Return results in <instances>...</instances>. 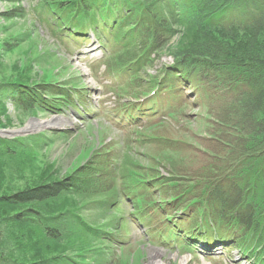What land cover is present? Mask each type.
I'll use <instances>...</instances> for the list:
<instances>
[{"label":"trees","instance_id":"1","mask_svg":"<svg viewBox=\"0 0 264 264\" xmlns=\"http://www.w3.org/2000/svg\"><path fill=\"white\" fill-rule=\"evenodd\" d=\"M41 1V11L49 17L52 29L68 39L71 32L84 38L93 33L105 51L102 64L110 72L132 79L129 86L118 87V97L139 99L142 90H147L156 91V96L171 94L174 99L189 90L190 96L185 95L178 104L170 100L166 116L184 119L182 111L175 114L179 107H204L212 118V128L206 132L212 138L205 160L198 161L195 149L183 152V144L166 135H150L148 141L140 134L143 144L139 147L149 146L148 142L152 145V141L156 144L157 156L148 162L167 176L157 168L145 172L129 158L117 170L112 163L107 166L111 152L103 160L96 154L67 179L36 185L9 198L8 206L27 212L26 218L16 213L13 222L38 237L44 250L68 245L69 255H74L77 242L86 236L104 245L105 229L84 222L77 209L57 211L61 201L66 196L104 199L113 192L123 193L136 201L137 212L145 220L137 219L145 226L150 227L158 217L169 221L175 216L191 227L192 233L185 234L191 241L195 237L206 244L230 245L250 264H264V0ZM21 10L10 9L9 18L21 17ZM180 28L190 32L192 39L183 49H171ZM166 52L174 65L142 78ZM61 85L17 87L11 100L24 115L47 114L49 102L64 101L57 95ZM163 125L149 126L158 130ZM27 144L29 140L0 138V153L7 154L8 148L14 156ZM167 152L189 155L179 164L175 159L166 160ZM83 175L86 179L93 175L92 184L78 193L86 180ZM102 204L99 201L100 207ZM204 219L205 229L199 223ZM7 225L0 217V264H21L28 244ZM192 242L185 247L189 252ZM87 245L82 248L86 250ZM73 255L62 254L52 263L83 264L85 256L74 255L77 262Z\"/></svg>","mask_w":264,"mask_h":264},{"label":"rangeland","instance_id":"2","mask_svg":"<svg viewBox=\"0 0 264 264\" xmlns=\"http://www.w3.org/2000/svg\"><path fill=\"white\" fill-rule=\"evenodd\" d=\"M41 2V0H0V87H3V94H0V138L30 141L23 151L15 154L16 156H10L8 152L11 150L8 148L5 149L7 154L0 153V217L12 227L10 229L19 232V237L25 239L28 244L24 249L21 264L48 262L53 264L52 260L56 257L62 254L72 257L73 254L69 255L68 245L51 251L44 250L38 243V237L31 235V232L22 224L13 222L17 219L16 215L20 214L25 218L27 215L25 210L16 212L14 206H8L7 201L13 195L36 185L67 179L69 175L78 170L80 165H85L96 154H103L99 158L103 160L110 156L111 154H107L111 152L110 162L117 170L124 168L125 162L122 160L129 158L142 166L141 170L145 172L157 168L159 173H166L160 167L154 168L153 164L148 162L149 158L157 156L156 144L152 141V145L148 142L149 146L139 147L140 134L148 141L152 139L151 136L166 135L169 139L177 141V144L182 143L183 152H192L195 149L196 154L200 156L197 160L200 161L205 160L212 138L206 133L212 128L209 124L212 118L207 115L204 107L199 110H195L194 106L177 107L175 114L182 111L181 113L185 115L184 119L179 116L176 119L162 117L161 113L150 121V116H144L145 120L142 124L139 123L141 127L131 130L139 133L136 135L128 133L129 127L122 129L123 131L116 128L113 121L110 122L113 113L126 104L134 106V103L128 102L127 98H120L121 100L112 98L115 95L101 86L106 76L105 73L110 72L109 68L102 67L100 64V58L104 52L98 48L93 35L89 36L92 40L80 44L70 39L61 42L53 37L46 31L43 23L42 26L40 25ZM14 8L22 9L21 17L9 18L8 12ZM44 19L48 20L49 17L47 18L45 14ZM191 39L192 34L180 28L170 48L183 49ZM164 59L166 63H169L173 58L166 52ZM159 67L160 64H157V68ZM154 73L153 70H146L141 77L145 78V75ZM55 84L73 85V87L86 90L84 108L89 114L77 116L74 112L64 111L58 116L63 118L64 122L55 129L50 127L24 135L8 136L7 133L10 131L25 128L31 122L58 118L39 112L24 115L21 108L15 105V101L11 100L12 90L17 87L45 88ZM142 91L144 93H141V96L147 93V90ZM160 99L162 111L165 107L169 109V106H172V101L166 106L173 99L171 94H162ZM173 100L174 104H178L182 97L176 94ZM157 102L158 100H155L151 107ZM136 114L142 117L139 113ZM147 115L150 114L147 113ZM155 121L163 122V129H150L149 125L153 123L149 122L156 123ZM57 132H62L64 135L55 134ZM188 155L189 153L177 152L164 154L166 160L175 159L179 161V164L182 163V157L185 158ZM82 177L85 178L84 175ZM92 179L93 175H90L85 182H81L78 193H83L84 188L90 187ZM117 181H120V177ZM101 200L103 204L100 207L99 201ZM118 203L119 196L116 192L107 195L104 199L66 196L61 201L57 211L77 209L81 211L84 222L97 228H107L108 232L116 231L122 240V246L116 244V247H111L107 243L103 245L95 240L91 241L86 236L82 242H77L74 251V255L85 256L83 264H151L154 259L159 264H180L184 258L187 259V264H248L244 260H239L236 252L222 256H203L194 251L191 254L185 249L188 243L185 237L174 239L177 247L171 246V243L165 245L158 237L147 236L142 227L127 224L128 209L119 206ZM19 209L24 208L19 207ZM179 227L186 230V221L179 224ZM190 228L188 227V232L192 233ZM85 243H89L86 250L82 248ZM74 255L73 258L78 260Z\"/></svg>","mask_w":264,"mask_h":264},{"label":"bare ground","instance_id":"3","mask_svg":"<svg viewBox=\"0 0 264 264\" xmlns=\"http://www.w3.org/2000/svg\"><path fill=\"white\" fill-rule=\"evenodd\" d=\"M164 62H166V60L164 59V54H163L160 57H158V64L164 63ZM63 122H64V120L60 119V118H53V119H49L48 121L31 122L25 128L15 130V131H10L7 134H8V136L24 135V134L33 133V132L41 131L44 129H48L50 127H56V126L61 125ZM199 223L202 225V227L204 229L206 228V219L199 221ZM208 225H209V223H208ZM212 226H216V224L212 223ZM209 227H210V225H209ZM157 259H159V257ZM152 261L153 262L151 264H159V263H157V260L155 261V259ZM187 262H188L187 259L184 258V259H182L180 264H187Z\"/></svg>","mask_w":264,"mask_h":264}]
</instances>
